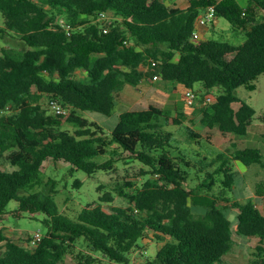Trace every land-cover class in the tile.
<instances>
[{
    "label": "trees",
    "instance_id": "obj_1",
    "mask_svg": "<svg viewBox=\"0 0 264 264\" xmlns=\"http://www.w3.org/2000/svg\"><path fill=\"white\" fill-rule=\"evenodd\" d=\"M187 1L182 7L177 0H0L2 31L19 34L27 44L20 53L0 51V159L8 163L0 167V220L16 200L15 216L43 214L47 228L34 247L0 228V264H62L74 250L77 264H104L98 254L117 264H233L223 256L234 247V233L258 238L250 264H264V210L253 199L226 195L235 182L232 159L264 168L260 148L237 150L198 185L188 187L186 166H193L188 150L168 129L187 119L183 108L150 104L124 110L110 133L77 113L112 114L116 93L127 84L169 80L199 95L195 85L202 82L204 100L214 96L200 107L202 124L218 126L223 134L247 135L256 109L235 90L264 73V14L257 11H264V0H250L245 7L236 0ZM209 5L235 29L245 30L243 43L194 40ZM102 11L115 17L99 20ZM78 69L87 74L79 76ZM214 88L221 91L215 94ZM46 96L71 112L51 114ZM66 122L77 127L63 128ZM183 126L193 145L201 143V133ZM108 151L114 155L110 160H92ZM117 157L124 164H142L139 172L146 177L127 205L109 204L114 197L104 194L73 219L57 205V191L37 190L45 183L50 161L92 174L112 169ZM201 158L206 166L208 157ZM222 174L217 192V175ZM228 207L237 210L234 221ZM146 239L161 244L153 256L144 251Z\"/></svg>",
    "mask_w": 264,
    "mask_h": 264
},
{
    "label": "rangeland",
    "instance_id": "obj_2",
    "mask_svg": "<svg viewBox=\"0 0 264 264\" xmlns=\"http://www.w3.org/2000/svg\"><path fill=\"white\" fill-rule=\"evenodd\" d=\"M238 1L245 7L250 0ZM177 4L185 7L188 1L177 0ZM108 16L107 21H111L115 17L112 12H108ZM98 19L101 20L100 18ZM3 25V16L0 11V51L8 49L12 52L20 53L26 50L27 44L21 36L15 32L2 31ZM202 32L200 39H218L236 45L243 43L246 39L245 30L235 29L224 16H220L216 22H210L202 29ZM78 74L79 76H85L87 72L84 69H78ZM195 89H201V92L195 103L188 105L184 99L185 87L181 84L162 79L145 80L135 86L127 84L121 91H118L116 93L117 104L110 115L98 111L83 110H77V113L91 121H97L105 128L106 132L110 133L119 122L120 114L124 110L143 109L149 107L150 104L183 108V111L188 115L187 119H184V123L181 125H169L168 129L175 132L179 145L188 150L187 158L190 159L191 165H193L191 168L186 166L190 170L189 179L187 180L188 187L198 185L205 178L207 172L215 171L224 159H232L233 154L239 149L246 147L260 148L264 158V73L235 90L236 95L242 101L248 102L256 109L254 119L245 136H238L234 133L223 134L218 126L213 129L205 127L201 122L200 107L208 103L204 100L207 90L202 82L196 83ZM220 91L218 88L212 90L215 94ZM49 103H51V100L46 96L44 104L49 108L51 114H55V109L53 107L50 108ZM239 105L240 103L234 104L236 108ZM67 110L71 112L70 108H67ZM173 115H178L176 109L173 110ZM184 124L190 125L195 131L203 135V137L198 138L201 143L194 142L193 145L190 142L183 126ZM62 127L73 130L77 126L74 123L66 122ZM204 155L208 157L207 161H209L206 166L205 162H200L201 157H204ZM112 157L114 155L108 151L106 154L94 157L92 160L103 163ZM118 157L112 169H100L92 174L87 173L83 169H74V166L68 162L50 161L47 163V168L43 173L45 183L38 186L37 190L46 193L50 192V189L57 191L54 194L57 205L73 219L78 217L84 206L93 201L99 202L100 197L104 194L113 195L114 201L109 202V204L127 205L129 204L130 195L140 189L146 177L141 176L139 172L142 164L139 162H134L130 165L124 164V161ZM239 163V160L232 159L235 182L232 189L226 190V195L245 201L246 199L244 198L250 194V190L247 187L248 179H251L254 184V192H264V182H262L263 184L261 183V179L264 181V168L259 175L248 174V172H244L242 166H239ZM0 167H8V163L4 158L0 159ZM222 177H224L223 174L222 176L217 175V183L215 184L217 192L222 187ZM77 180L81 181L82 184L80 186H76L75 182ZM224 204L230 206V203L226 200ZM17 207L18 202L16 200L9 202L7 206L8 217L5 220H0V228L13 240L25 246L34 247L31 240L27 241V239L29 236H34L37 232L43 236L47 232V228L43 223L44 215L32 216L29 213H24L21 216H15L13 211ZM106 208L110 209L111 207L106 204ZM225 211L231 220L234 221L236 219V209L228 207ZM236 225L234 223V228H236ZM233 238L235 239L234 247L223 256V261L233 264H250L253 257H255L254 252L258 238L238 235L237 233L233 234ZM145 244H147L144 250L145 253L152 256L156 254L161 246L160 243L149 239L145 240ZM77 253L78 250H74L72 253L67 254L62 264H77L75 257ZM98 257L103 260L104 264H117L100 254H98Z\"/></svg>",
    "mask_w": 264,
    "mask_h": 264
},
{
    "label": "built area",
    "instance_id": "obj_3",
    "mask_svg": "<svg viewBox=\"0 0 264 264\" xmlns=\"http://www.w3.org/2000/svg\"><path fill=\"white\" fill-rule=\"evenodd\" d=\"M217 8L215 5H209L207 8L204 9L202 14L200 15V18L197 22V27L194 30V40L198 41L201 38V27L207 26L210 22H213L217 18ZM99 18L101 20H108L109 16L107 12H100ZM110 22V21H108ZM104 31H108V26L104 27ZM198 98V94L196 91L192 88H185V93H184V99L188 105H193L195 101ZM214 96L208 95L206 97L207 101L210 102L212 101ZM51 107L55 109L56 113L59 114H68L67 108H65L59 101L57 100H51ZM43 235L39 232H37L34 236H32L31 243L33 245H37L41 240H42Z\"/></svg>",
    "mask_w": 264,
    "mask_h": 264
},
{
    "label": "crops",
    "instance_id": "obj_4",
    "mask_svg": "<svg viewBox=\"0 0 264 264\" xmlns=\"http://www.w3.org/2000/svg\"><path fill=\"white\" fill-rule=\"evenodd\" d=\"M238 3L239 1L236 0ZM250 2V1H249ZM240 4V3H239ZM254 4V3H253ZM241 5V4H240ZM242 6V5H241ZM184 7V6H182ZM258 13L263 15L264 11L260 8L257 9ZM219 18V16L216 18L215 22L217 21V19ZM205 27H201V35H202V29H204ZM205 32V30H204ZM205 34V33H204ZM239 166H242L244 172H248V174H254V175H259L262 172L263 167L259 164V165H255L257 163H253L249 166H247L246 164H244L243 162L240 161ZM242 164V165H241ZM245 168V169H244ZM264 182L263 179H261V183ZM263 184V183H262ZM253 183L251 181V179H248L247 182V187L250 190V194L248 196H246L244 199H253L254 201L257 202L258 206L264 210V192H254L253 189ZM264 185V184H263Z\"/></svg>",
    "mask_w": 264,
    "mask_h": 264
}]
</instances>
